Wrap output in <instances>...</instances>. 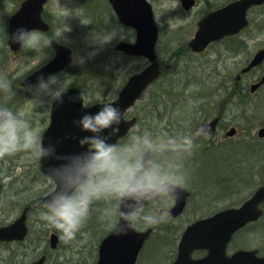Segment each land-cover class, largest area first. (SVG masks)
I'll use <instances>...</instances> for the list:
<instances>
[{"label":"flooded vegetation","instance_id":"obj_1","mask_svg":"<svg viewBox=\"0 0 264 264\" xmlns=\"http://www.w3.org/2000/svg\"><path fill=\"white\" fill-rule=\"evenodd\" d=\"M8 1L11 3H8ZM29 1L31 0L0 1V76H6L12 81V91L10 93L0 90V107H7L15 112L23 113L30 120L33 128L37 129L39 136L40 121L41 123L46 120L48 121L44 130L50 124L54 101L50 97H44L46 101L45 107L41 110L40 107L33 109L32 105L28 103V100L33 99V91L29 90V86H35L37 83L25 85L24 81L54 61L57 57L58 47L64 46L71 50L72 62L64 71L51 75H56L59 80H61V77L66 78L65 89L71 87L80 88L86 107L114 102L117 100L120 91L124 88L129 78L141 73L149 65L146 57L132 55L119 48L121 44L133 45L138 41L139 30L136 26L141 23L142 18L141 0H44V3L23 9L24 4ZM145 1L149 5V11L153 14L159 28V37H163L164 28L161 25H164L166 32L169 34V41L178 42L180 47L173 51L174 58L170 63L160 60V78L146 89L135 106L137 108L144 97H146L147 103H144L145 106H140L142 110L138 109V115L127 112L126 119L136 118V126L139 125L143 129L147 127L146 124H149L151 119L160 121H171V119H174L173 113L177 101H173L172 98L171 90L173 86L167 82V79L162 82V78L165 77L167 72L172 71L175 68V62L180 61L181 58H185L187 53L201 55L208 52L211 48H218L217 46H220L222 51L230 52L231 68L229 72L235 75L232 77L233 79L230 83L222 85L226 87L223 89V92L226 90L228 94L227 99L223 97L219 102L216 103L215 101L214 105H210L215 107L213 108L214 110L219 109V111L215 113L213 111L214 114L212 113L208 116L200 125L193 124L191 131L182 125L178 126V128L182 129L180 131L182 134L194 135L198 129L202 128L203 124H208L218 119L215 135L210 136L206 132V135L195 137V148L192 153H211V151L217 149L216 147L225 146L230 141L235 140L238 134L245 135L246 130L234 125L235 121L231 120L233 118L230 117L231 114L229 112H231L230 109L233 105L238 104L239 106H243L246 103L248 104L254 96L257 97L259 93L264 92V84L259 85L264 77V60L261 65H258L249 72L243 71L251 63L255 55L264 49V43L259 44L258 47L255 42L253 43L258 37L257 33L261 31H258V27H256L258 22L250 17L253 10L262 9L264 5L250 9L248 13L249 26L246 29H243L236 35L225 37L212 43L203 53L197 54L192 51L190 44L198 33L200 23L210 14L220 11L240 0H165L166 2L172 1L173 4L175 3L177 11L173 13L169 8H165L163 20L158 19L157 0ZM168 12L171 13L169 16ZM29 18L38 21L39 29L36 30L38 33L52 39L51 47L44 50L45 58L36 68L32 66L33 59L37 55L34 51L21 50V46L18 43L15 45L16 49H13L10 43V36L13 33L11 29L12 21L16 20L17 24L21 25ZM179 21L183 24L176 31L175 29L173 30V23ZM91 35L104 37V40H102L104 44L99 42L89 44V36ZM179 35L182 40L179 38ZM253 47L257 49L255 50ZM12 60H19V65L14 70L11 67ZM23 67H26V71L14 79V73L20 72L23 70ZM160 81L161 84L159 85L158 82ZM93 83L96 89L99 90L100 95L89 99L87 91L93 89ZM155 86L156 89L151 91L150 89L155 88ZM221 88V86L217 87L219 90L217 92L218 96L222 92ZM157 101H159L158 106L155 104ZM146 106L147 108H145ZM207 110V107H203L200 111L206 113ZM165 125L164 129L171 131L174 124L168 122ZM230 132L234 134L231 135ZM126 138L120 142H124ZM257 138L262 144H260L262 159V156H264V138ZM15 155V158L11 156L10 158L5 157L4 159H0V230L15 224L22 217L25 221L26 230L22 238L15 237L12 240H4V237L0 235V264H97L101 242L110 235L112 228L105 231V233L103 232L99 237L100 241L98 245L96 244L97 246L91 251L88 258L78 261L77 256L79 253H82L81 249H77L78 244L70 245L61 242L59 238L60 233L55 229L47 232L48 238L47 242H45V231L43 226H40L38 215V212L43 209L42 199L44 195L42 197H40V194L35 197H25V203L16 209L13 208L15 206H12V204L5 200L7 195L6 181L9 177H13L14 170L25 169L27 172H31L33 168H36L40 172V159L35 157L31 152L20 151L15 153ZM28 156L33 161L28 162L26 159ZM24 158L26 162H22ZM8 171L13 172L8 173ZM30 176L31 180L35 181L31 173ZM221 181L225 183V188L228 190L227 196H230L233 193V181L228 179ZM186 189L190 192V196L186 201L183 212L178 217L171 215L170 211L175 206V200L170 199L172 204L167 209V212L169 213V218L172 219L170 222L171 226L158 233L157 225L149 228L141 225L134 229L137 232L151 230L134 264L142 263L141 257L143 251L149 242H154V245L156 244L152 253L153 262L151 264H173L178 255V244L186 228L195 221L210 217L216 213L196 219L183 227L179 234V228L175 225L176 220L189 213L191 209L190 212H196V210L202 207L198 205V202L193 207L191 206L194 193L191 189L187 187ZM154 202L158 201L151 202L150 208ZM153 208L159 210L163 207L159 206L157 208L155 206ZM16 212L17 216H15ZM53 234L58 236V242H51ZM83 235V230L77 234L79 238ZM243 250L255 251L258 258L264 257V243L261 242L260 245L252 247L248 234L241 230L232 237L226 247L225 255L230 258L238 251ZM209 257L210 253L208 249H194L188 253L184 263L214 264L212 260L208 259Z\"/></svg>","mask_w":264,"mask_h":264},{"label":"clouds","instance_id":"obj_2","mask_svg":"<svg viewBox=\"0 0 264 264\" xmlns=\"http://www.w3.org/2000/svg\"><path fill=\"white\" fill-rule=\"evenodd\" d=\"M10 39L20 44L21 50L37 54L32 62L34 68L52 44V39L24 27L17 28ZM64 82L56 75L47 79L38 77L37 84L29 86L33 99L28 103L33 109L43 108L44 97H50L62 104ZM11 85L6 76H0V90L10 93ZM76 99L81 96L70 98L73 102ZM121 119L120 109L111 103L103 104L95 114L84 113L73 123L81 132L91 135L73 137L84 150L66 155L58 153L53 143L45 147L23 113L0 107V159L25 151L41 161L56 162L47 169L54 187L38 215L46 226L60 233L59 238L65 243L76 239L94 210L100 212V219L112 221L113 233L118 236L137 226L154 227L166 221L169 213L164 208H150V203L178 200L188 185L184 161L195 148V137L207 134L205 129H198L194 135L179 136L140 134L137 129L124 142L112 143ZM108 129L113 131L103 135ZM99 202L105 207L94 209Z\"/></svg>","mask_w":264,"mask_h":264},{"label":"rangeland","instance_id":"obj_3","mask_svg":"<svg viewBox=\"0 0 264 264\" xmlns=\"http://www.w3.org/2000/svg\"><path fill=\"white\" fill-rule=\"evenodd\" d=\"M8 3L11 2L8 1ZM165 8H169L173 13L177 11L176 9L177 7L175 3L173 4L172 1L166 2L165 0H157V10H158L159 20L164 19ZM167 14L169 16L171 13L168 12ZM250 17L258 22V25L256 27H258V31H261L260 33H257L258 34L257 39L253 41V43L255 42L256 46L258 47L259 44L264 43V8L253 10ZM182 24L183 23H181L180 21L177 23H173L174 25L173 30L175 29L176 31L177 29L180 28ZM161 26L164 28L163 29L164 32H163V37L160 38L157 52L160 60L170 63L174 58L172 54L173 51L179 49L180 45L178 42L169 41V34L166 32V27L164 25ZM179 38L181 39L180 35ZM89 39H90L89 44H92V42L93 43L99 42L104 44V41H102L104 40V37H96L94 35H91L89 36ZM217 47L218 48H211L208 50V52H205L204 54L201 55H194L191 53H187L185 58H181L180 61L178 60L177 62H175L174 64L175 68L172 71L167 72L165 77L162 78L163 80L161 79L162 82H164L167 79V82L171 86L176 82V80H181L178 81L179 89H177L178 90L177 92L182 93L183 85L185 83L184 79L187 73L192 74L193 76H197L196 74L199 72L201 75L203 74V78H204L203 81L205 85H203V88L200 86L197 89L195 98L191 97L186 99V101H184V106L181 107L179 111L177 110V107L174 108L176 117L180 116L183 113L185 116H188L189 118L192 119L196 118L194 119L196 120L195 124L200 125L201 122L205 121L207 117L213 113V111L214 113L216 111H219V109L214 110L213 109L215 108L214 106H209L207 107L209 111H207V114L205 116L202 113L196 114L198 109L201 108L202 104L209 103V100H212L211 102H213L214 104L215 101L217 103L220 100H222L223 97L227 99L228 94L226 91L224 92V96H218L219 94L217 92L219 90L217 89V86H219L218 84L227 81V77L230 76L232 78V76H235L234 74L229 72V69L231 68V64H230L231 54L230 52L222 51L220 46ZM255 47H253V49H255ZM18 65H19V60H12L11 67L13 70ZM188 67L192 68L193 70H188L187 69ZM12 69L11 71H13ZM215 70L219 71L221 74H216ZM25 71H26V67H23V70H21L20 72L18 73L15 72L14 79L19 77L18 75ZM195 71L197 73H195ZM60 79L62 82L65 81L64 82L65 85V83L67 82L66 78L61 77ZM158 83L160 85L161 81ZM89 89H91V87H89ZM153 89H156V86L155 88L153 87L150 90L152 91ZM193 89L194 87H192L190 91L186 93V95L189 96L191 93L196 92V90ZM87 94L89 96V99H93L99 96L100 92L99 90L96 89L93 83V89L88 90ZM202 95H206L210 99L207 101H202L200 98H198V96L200 97ZM145 98L146 97H144L143 101H141L138 104L137 108L135 106L133 107V109L130 110L131 114L133 113L137 115L139 114L138 109L142 110V107L140 106H145V104L147 103ZM181 98L184 99L183 97ZM145 108H147V106ZM41 109L42 108L40 107V110ZM230 111H231L229 112L231 114L230 117L233 118L231 120L235 121L234 125L238 126L240 129L246 130V134L245 135L238 134L235 140L230 141L229 144L225 146L216 147L217 149L211 151V153L209 152L204 154L192 153L190 156H188L185 159L184 170L188 175L187 188L191 189L194 193L191 206L193 207L198 202V205L202 207L199 210H196V212H190L192 209L191 210L189 209L190 210L189 213H186L184 216L176 220L175 225L176 227L179 228L178 229L179 234L181 233L182 231L181 229L183 227L192 223L196 219H199L204 216H209L210 214L220 211L222 209L240 205L249 197V195L257 187H259V184L261 182L264 183V156H262L261 159V155H260L262 152V151L260 152L261 142L257 140L258 139L257 132L259 128L264 127V92L259 93L257 97L254 96L252 98V101L248 104L246 103L243 106H239L238 104L233 105ZM183 116L178 117L177 119L178 122L176 121V119H171V121L169 120L160 121L156 119H151L149 121V124H146L144 122V124H146L147 126L145 129L137 125L131 130L130 134L138 129L140 134L148 133L152 135H159L166 133L171 136L185 135L182 134L181 132L177 133L179 129L178 126H180L181 124L184 125V123L181 122L184 119ZM194 120L192 121V125L187 122L185 123L184 127H187V129L191 131L192 126L194 124L193 123ZM47 122H48L47 120L43 121L42 123L40 121V137L42 135L41 133L43 132L44 127L47 126ZM168 122L174 124L172 125L171 131L168 130L169 132L164 129L166 126L165 124ZM35 130L37 132L36 128ZM187 135H191V134H187ZM12 156L13 158L16 157L15 154H13ZM6 157L10 158L11 156H6ZM26 159L28 162L33 161V159H31L30 156H28V158ZM26 159L24 158L22 162H26ZM246 160L252 161L253 163L245 162ZM10 172L13 171H8V173ZM30 173L34 176L35 181L31 180ZM13 174H14L13 177L12 178L9 177L6 181L7 195L5 200L8 203L12 204V206H15L13 207L15 209L18 206L23 205L25 203L24 201L25 197L28 196L35 197L36 195L39 194L40 197H42L44 194L49 192L53 187L52 181L42 176L41 173L36 168H33V171L31 172H27L25 169H18L16 171L14 170ZM235 176H237L240 180H245L244 181L245 187L241 188L244 186L242 182L240 187L237 188V189L239 188L241 189L238 195L227 196L228 190L225 188L224 185L225 183L221 180L228 179L233 181ZM102 204L104 206L103 202ZM171 204H172L171 200H168L167 202L158 201V202H154L151 208L155 206L157 208L159 206L160 207L162 206L163 208L165 207V210L167 211V209ZM15 216H17V212ZM171 221L172 219L169 218L168 216L166 221L158 224L157 233L164 231L165 228L171 226L170 223ZM111 223L112 221L110 219H103V220L101 219L100 221H98L97 225L95 227H92L91 229H88L85 226L83 229L84 235L82 237L79 238L77 236L75 240L69 243H65L62 240L61 242L70 245L78 244L77 249H81L80 251H82V253H79L77 259L78 261H81V259H86L89 257L91 251L95 248V246L98 245L99 237L103 234V232L105 233V231L112 228ZM262 225L263 226L259 228H252L244 232L248 234L249 242L251 243L252 247H256L257 245H260L261 242L264 243V220L262 221ZM40 226H43L44 228L45 242H47V238H48L47 232L53 228L46 226L45 222H43L41 219H40ZM155 246L156 244L154 245V242H149L146 245L143 251V255L141 257V262H142L141 264H151L153 262L152 253Z\"/></svg>","mask_w":264,"mask_h":264},{"label":"water","instance_id":"obj_4","mask_svg":"<svg viewBox=\"0 0 264 264\" xmlns=\"http://www.w3.org/2000/svg\"><path fill=\"white\" fill-rule=\"evenodd\" d=\"M43 1L35 0L33 3L40 4ZM141 1L142 18L141 23L136 26L139 30L138 41L134 45L121 44L119 48L132 55H143L149 59L151 64L142 73L131 77L120 92L118 100L112 103V106L119 108L123 114V119H121L118 128L115 129L110 141L112 143L118 142L120 138L126 136L130 128L135 124L136 119L130 121L124 119L125 112L135 104L146 87L159 78L161 73L155 51L159 35L158 28L154 23L153 14L149 11V5L145 0ZM263 3L264 0H242L210 14L200 23V29L190 44L192 50L201 52L211 42L237 33L248 24L246 20L248 9L253 5ZM11 27L14 33L19 27H24L28 30L38 29L39 24L37 20L28 19L25 21V24H11ZM12 45L15 48L17 43H13ZM71 58V51L66 47L60 46L55 61L44 70L30 77L27 82L37 83L38 77H46L48 74L62 70ZM263 59L264 51L255 57L248 70L260 64ZM262 83H264V79ZM79 96H81V99H76L74 102L70 100V98ZM82 100L83 97L80 90L73 88L65 91L63 95L64 102L62 104L55 101L52 108L51 125L42 137L45 147L49 143H53L56 145L58 153L66 155L79 153L84 150L80 148L77 139H73V137L79 138L91 135V133L81 132L74 125L73 121L78 120L86 112L91 114L97 113L103 105H96L87 109L84 108ZM216 123L217 120H214L211 124L204 125L203 129L210 134H214ZM112 131V129H108L103 135H108ZM258 134L260 137H264V128ZM54 163L56 162L42 160L41 172L47 175L48 167ZM188 195L189 193L185 189L180 192L179 199L176 200V205L171 210V214L174 217L183 211ZM46 199L47 196L43 199V202ZM261 204H264V187L259 188L240 207L219 212L210 218L190 225L182 237L179 244L178 258L173 264H185L184 260L187 259L188 253L199 248L209 250V260H212L214 264H264V258L256 257L255 252L240 251L230 259L225 257L226 246L233 234L248 223L257 221L262 216ZM25 230V221L22 217L15 224L0 230V235L4 237L3 239L12 240L15 237L22 238ZM150 231L137 233L133 229L129 230L127 234L118 236L112 230L100 246V258L97 264H134ZM55 241L56 239L53 237L52 242Z\"/></svg>","mask_w":264,"mask_h":264},{"label":"trees","instance_id":"obj_5","mask_svg":"<svg viewBox=\"0 0 264 264\" xmlns=\"http://www.w3.org/2000/svg\"><path fill=\"white\" fill-rule=\"evenodd\" d=\"M201 77V76H200ZM206 78H207V76H206ZM202 79V78H201ZM184 80H186L185 81V89H188V87L189 86H195V88L197 87H200V85H205L204 84V81L201 83V81H200V78L199 79H196L195 77H193L192 75H186L185 76V79ZM178 81H181V80H176V82L174 83V85H173V87H174V91H173V101H176L175 99H178V98H180L181 97V94H179L177 91V89H179V88H176V86H179V82ZM176 90V91H175ZM188 91H190V88H189V90ZM205 95H203L201 98L202 99H205ZM159 101H157L155 104H156V106H158L159 105V103H158ZM151 117V116H150ZM101 209H103L102 207H101ZM97 211H95L94 210V214L96 213ZM100 213V212H99ZM100 216V215H99Z\"/></svg>","mask_w":264,"mask_h":264}]
</instances>
